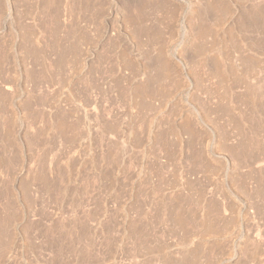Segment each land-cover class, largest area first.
<instances>
[{"label":"rangeland","instance_id":"1","mask_svg":"<svg viewBox=\"0 0 264 264\" xmlns=\"http://www.w3.org/2000/svg\"><path fill=\"white\" fill-rule=\"evenodd\" d=\"M0 264H264V0H0Z\"/></svg>","mask_w":264,"mask_h":264},{"label":"bare ground","instance_id":"2","mask_svg":"<svg viewBox=\"0 0 264 264\" xmlns=\"http://www.w3.org/2000/svg\"><path fill=\"white\" fill-rule=\"evenodd\" d=\"M219 8H220V7H219ZM222 10H223V9H222ZM222 10H221V11H222ZM223 12H224V10H223ZM160 63H161V62H160ZM160 65H161V64H160ZM165 67L168 68L167 66H165ZM165 67H164V69H166ZM160 68H161V67H160ZM160 68H159V71H160V72H161L162 70H164L163 68H161V69H160ZM156 71H158V70H156ZM156 73H157V72H156ZM161 73H163V72H161ZM161 75H162V74H161ZM155 76H157V75L155 74ZM157 77H158V76H157ZM155 78H156V77H155ZM158 78H160V77H158ZM158 78H157V79H158ZM64 126H65V125H64ZM69 128H71V127H69ZM72 129H73V128H72ZM4 226H5V225H4ZM209 226H210V225L208 224V225H207V228H208ZM208 229L211 230V228H208Z\"/></svg>","mask_w":264,"mask_h":264}]
</instances>
